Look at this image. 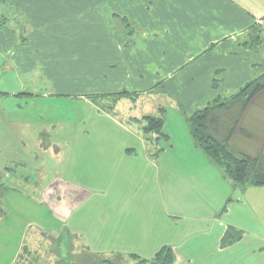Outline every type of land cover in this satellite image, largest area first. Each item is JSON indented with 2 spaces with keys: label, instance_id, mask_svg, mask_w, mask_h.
Instances as JSON below:
<instances>
[{
  "label": "crops",
  "instance_id": "1",
  "mask_svg": "<svg viewBox=\"0 0 264 264\" xmlns=\"http://www.w3.org/2000/svg\"><path fill=\"white\" fill-rule=\"evenodd\" d=\"M262 74L264 0H0V103L34 100L42 89V98L80 99L93 109L91 98L148 107L130 117L138 129L113 116L114 127L139 137L134 142L75 133L62 153L54 144L58 175L39 194L34 183L20 188L9 165L25 161L0 152V264H35V252L59 264L86 248L142 264L164 246L175 264H264V186H235L187 128L194 111ZM255 111L264 120V107ZM146 116L164 120L154 138L138 121ZM174 137L188 155L170 154ZM257 143L240 146L258 155L264 139ZM109 210L111 219H102ZM52 239L67 245L66 257L51 250ZM14 243L22 252L7 250Z\"/></svg>",
  "mask_w": 264,
  "mask_h": 264
},
{
  "label": "rangeland",
  "instance_id": "2",
  "mask_svg": "<svg viewBox=\"0 0 264 264\" xmlns=\"http://www.w3.org/2000/svg\"><path fill=\"white\" fill-rule=\"evenodd\" d=\"M41 91L42 89L35 90V92L39 94H35L37 97H35L34 100H31L28 96H22L12 99H4L1 101L2 103H0V152L7 149L4 153L5 156L2 158L3 160L16 156L21 157L25 161L24 166H20L13 162H10L9 164L14 166L17 176L20 177L17 181L23 182L24 184H22L20 188L29 189L28 185L34 183L36 186H34L35 192L39 194L46 186L51 185L53 183L52 181L58 175L56 172V170H58V165L56 164L57 161L53 160L54 153L52 152V149L54 150L56 148L62 153L64 142H71L75 133L78 134V139H84L85 137L82 135H90L91 139L86 137V141L91 142L92 140H97V137H100V139L109 141L113 144H116L119 139L134 142L139 138L131 132L130 134H132V136L126 134L127 131H122L117 127H114L115 121L113 120V116L116 113L121 119H129L135 115H141L142 112L139 111L148 108L146 104L139 106L143 103L141 100L140 104L137 105V103H135L133 105L131 101L132 99H124L117 106H112L114 103L113 98L109 99L110 102H103V104L100 102L101 99L96 101L95 98H91V101L96 103L94 104L96 108L93 109L90 104H87L80 99L58 96L56 98H42L41 96H38ZM259 101L260 105L259 103H254L252 105L250 115L247 117L249 122H245L244 130L242 132L240 131L236 137V141L242 145H247V149L249 150H252V148L256 149L257 142L264 139V120H261L259 115H254V112H256L255 110L264 107V101L261 99ZM99 105H101V107ZM148 106L150 109H154V101H151ZM151 113L154 114V112ZM133 121H131V118L128 120V123L132 125L131 128L134 127L135 129H138L137 127L141 126V124ZM170 124L172 128L175 123L171 120ZM188 125L189 123L187 124V128ZM182 129L185 130L183 126ZM171 132L177 133L176 130H171ZM138 133L139 132L136 134ZM153 133H151V135ZM152 138H154L153 135ZM175 140L177 141L175 142L174 150L171 151L167 148L168 151H170V154L176 156L182 152L184 153L183 156L188 155V151H191V148L185 145V142L177 137H174V141ZM56 143L61 144V146L54 148L53 145ZM163 144H165V139L160 143L162 147ZM32 155L34 156L32 157ZM143 193L145 194L146 191L143 190ZM24 202L25 204H29V201ZM28 210H25L23 214L25 221H31L30 219H32L30 216L31 213ZM13 214V212L9 211L8 216H11L10 218H12V216L14 217ZM99 214L100 211L98 210L94 220L99 217ZM111 215L112 212L110 210L105 211L102 219H111ZM151 216L153 217L154 214H150L147 219H150ZM25 229L29 228L25 227L24 230ZM2 230H10V228L4 227ZM41 240H43V238H41ZM191 243L194 244L195 242L191 241ZM11 245H14V251L17 254L20 253V243L9 244L7 250L10 252L13 250ZM50 247L52 251L59 255L61 254L62 257H66L69 252L66 244L57 243L55 240ZM73 247H75V244H71V249ZM76 249L81 248L79 246ZM188 250L191 251V247H187V251ZM42 255H45V253L35 252L32 255L33 259H35V264H49L47 260L38 258ZM110 259L122 262L123 264H133L134 262V260L131 261L130 259L118 260V258L114 257ZM66 261H68V259ZM52 263L53 261L51 264ZM59 264H65V261ZM146 264H151V260Z\"/></svg>",
  "mask_w": 264,
  "mask_h": 264
},
{
  "label": "trees",
  "instance_id": "3",
  "mask_svg": "<svg viewBox=\"0 0 264 264\" xmlns=\"http://www.w3.org/2000/svg\"><path fill=\"white\" fill-rule=\"evenodd\" d=\"M257 39L259 40V36ZM260 99L264 101V74L248 82L230 97L214 99L188 118L190 132L197 147L223 170L225 177L235 186H264V151L258 155L250 154L236 141L237 135L244 130L243 117L246 111L254 103H259ZM138 121L144 124L145 135L160 133L164 123L162 117L155 116H146ZM229 243L232 242L226 238L223 240V245ZM174 260L172 248L164 246L151 260V264H175ZM147 262L149 263L142 260V264ZM65 264L123 263L95 255L86 248V252L77 254L65 261Z\"/></svg>",
  "mask_w": 264,
  "mask_h": 264
}]
</instances>
